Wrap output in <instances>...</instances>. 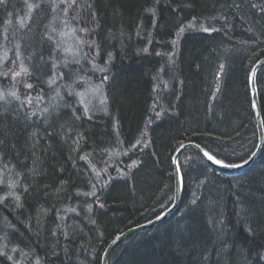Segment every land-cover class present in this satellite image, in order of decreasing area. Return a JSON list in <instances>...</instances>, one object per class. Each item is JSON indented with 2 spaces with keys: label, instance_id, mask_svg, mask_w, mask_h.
<instances>
[{
  "label": "trees",
  "instance_id": "1",
  "mask_svg": "<svg viewBox=\"0 0 264 264\" xmlns=\"http://www.w3.org/2000/svg\"><path fill=\"white\" fill-rule=\"evenodd\" d=\"M262 58L264 0H0V264H100L171 206L182 144L247 160ZM179 164L178 210L111 264H264V144Z\"/></svg>",
  "mask_w": 264,
  "mask_h": 264
},
{
  "label": "water",
  "instance_id": "2",
  "mask_svg": "<svg viewBox=\"0 0 264 264\" xmlns=\"http://www.w3.org/2000/svg\"><path fill=\"white\" fill-rule=\"evenodd\" d=\"M264 68V58L260 59L255 66L253 67L251 74H250V96H251V104L252 109L255 115L256 120V126H257V134H258V140L257 145L254 150V152L249 156L247 160H245L242 163L235 164V165H228L225 163H216L215 159H209V156H212L209 152H207L204 148L199 146L198 144L194 142H187L185 144H182L179 149L176 151L172 158V168H173V175H174V196H173V202L171 206L162 212L159 216H157L154 220H152L150 223L146 224L142 227H135L133 229H130L119 236H117L115 239L111 241V243L107 246L105 249V252L102 257V264H107L109 257L114 250V248L120 244L122 241L128 239L132 235H135L136 233L143 231L145 227L154 228L158 225H160L162 222H164L166 219H168L170 216H172L179 208L180 202H181V196H182V190H183V183H182V174L179 167V157L184 150H192L195 154H197L206 164L209 166L230 174H236L244 171L248 167L253 164L255 159L258 157L263 144H264V122H263V116H262V110L259 100V92L257 90L256 85V79L258 76V73ZM207 153V155H206ZM213 157V156H212Z\"/></svg>",
  "mask_w": 264,
  "mask_h": 264
},
{
  "label": "bare ground",
  "instance_id": "3",
  "mask_svg": "<svg viewBox=\"0 0 264 264\" xmlns=\"http://www.w3.org/2000/svg\"><path fill=\"white\" fill-rule=\"evenodd\" d=\"M46 68H43V70H45ZM259 74V73H258ZM258 77V76H257ZM250 78V77H249ZM249 81H250V79H249ZM256 85H257V79H256ZM258 87V86H257ZM209 89V87L206 85V90H208ZM249 89H250V86H249ZM257 90H258V92H259V89L257 88ZM206 92H208V91H206ZM222 98H225L224 96L222 97ZM226 98H230V97H226ZM179 149V148H178ZM177 149V150H178ZM176 150V151H177ZM176 151L174 152V154L176 153ZM184 151H186V150H184ZM184 151H182V153L184 152ZM189 151H192V150H189ZM193 152V151H192ZM182 153H181V155H182ZM260 154V153H259ZM181 155H180V157H181ZM180 157H179V160H180ZM214 157V156H213ZM173 158V157H172ZM214 158H216V157H214ZM217 159V158H216ZM172 160V159H171ZM252 165V164H251ZM180 170H181V174L183 175V173H182V169L180 168ZM174 174V173H173ZM173 177H174V175H173ZM182 183H183V176H182ZM19 185H20V183H19ZM42 188V187H41ZM43 190V189H42ZM40 191H41V189H40ZM174 196V195H173ZM182 197V196H181ZM172 202H173V200H172ZM171 202V203H172ZM181 203V202H180ZM167 210V209H166ZM134 213H135V215H139V212L138 211H133ZM164 212V211H163ZM155 219V217H152V218H149V219H147V220H145V221H143V222H139L138 224H136V225H133V226H131V227H129V228H127L125 231H123V232H121V233H118V234H116V235H114V237L109 241V243L107 244V246L111 243V241L113 240V239H115L117 236H119L120 234H122V233H124V232H126V231H128V230H130V229H133V228H135V227H142V226H145L146 224H148V223H150L152 220H154ZM147 226V225H146ZM151 229H153V228H150V227H145L144 229H142L143 231H140V232H138V233H136L135 235H132L131 237H129L128 239H126V240H124V241H122L120 244H118L115 248H114V250L112 251V253H111V255H110V257H109V260H108V263L107 264H111V257L113 256V254H114V252L116 251V249L120 246V245H122L124 242H126V241H129V242H135V241H137L136 240V237H138L140 234H142V233H144V232H149ZM90 237V239H94L93 237L94 236H89ZM128 245H129V243H128ZM107 246L105 247V249L107 248ZM2 247H0V249H1ZM105 249H104V251H103V253H102V255H101V262H100V264H102V257H103V254H104V252H105Z\"/></svg>",
  "mask_w": 264,
  "mask_h": 264
},
{
  "label": "snow or ice",
  "instance_id": "4",
  "mask_svg": "<svg viewBox=\"0 0 264 264\" xmlns=\"http://www.w3.org/2000/svg\"><path fill=\"white\" fill-rule=\"evenodd\" d=\"M65 2H66V0H65ZM71 2H72V4H75V2H76V0H71ZM31 7V6H30ZM206 31H207V29H205ZM82 31H84V29H82ZM21 71H23V72H25V73H27V69L26 68H21ZM20 73H16V75H19ZM54 82V81H53ZM28 87H31V85H28ZM11 95H13V96H15V93H12ZM4 97H3V95L2 94H0V99H3ZM206 155H207V153H206ZM209 159H215L214 157H212V156H209ZM216 163H221V161H219V160H216Z\"/></svg>",
  "mask_w": 264,
  "mask_h": 264
},
{
  "label": "rangeland",
  "instance_id": "5",
  "mask_svg": "<svg viewBox=\"0 0 264 264\" xmlns=\"http://www.w3.org/2000/svg\"><path fill=\"white\" fill-rule=\"evenodd\" d=\"M84 101H85V100H84ZM179 167H180V164H179ZM180 168H181V167H180ZM172 170H173V168H172ZM12 257L14 258V254L12 255ZM11 260H12V258H11ZM18 263H19V262H18ZM18 263H17V264H18Z\"/></svg>",
  "mask_w": 264,
  "mask_h": 264
}]
</instances>
